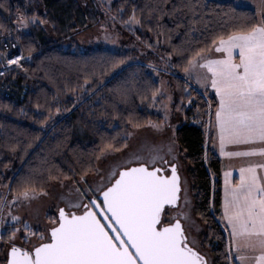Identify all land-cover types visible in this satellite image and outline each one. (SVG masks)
<instances>
[{"label":"trees","instance_id":"obj_1","mask_svg":"<svg viewBox=\"0 0 264 264\" xmlns=\"http://www.w3.org/2000/svg\"><path fill=\"white\" fill-rule=\"evenodd\" d=\"M26 1L31 0H0V50L4 58L13 52L26 58L2 70L0 60V192L4 188L10 197L49 192L55 183L94 175L103 152L130 145L131 129L161 122L152 110L160 85L149 68L159 49L172 58V107L181 121L175 138L188 164L193 212L204 225L201 245L212 264H237L221 221L222 162L205 131L217 98L184 75L188 61L210 52L218 36L259 24L256 11L221 0H113L109 14L119 25L133 17L139 21L132 32L151 49L139 60L135 51L59 43L99 21L95 0H39L37 22L19 33L18 13ZM12 231L0 228V264H6Z\"/></svg>","mask_w":264,"mask_h":264},{"label":"snow or ice","instance_id":"obj_2","mask_svg":"<svg viewBox=\"0 0 264 264\" xmlns=\"http://www.w3.org/2000/svg\"><path fill=\"white\" fill-rule=\"evenodd\" d=\"M18 19L21 25L26 20L37 21L35 15ZM212 44L219 58L207 59L196 53L204 63H188L210 73L211 87L219 97L215 124L221 151L226 143H264V23L230 32L226 38L220 35ZM21 58L25 57H17ZM259 151L264 153V148ZM158 162L167 164L162 156L154 154L148 160L134 155L117 165L109 173V186L85 189L97 192L102 201L90 199L92 207L84 205L80 215L70 210L75 205L67 212L60 208L58 217L44 226V232H29L28 236L36 237L35 242L25 236V246H17L16 232L20 230L14 229L4 254L6 264H207L200 252L189 246L180 219L174 223L162 219L164 206L177 203L180 185L175 164L171 165L172 175L167 176L162 174L163 168L156 166ZM256 167L264 165L250 166L247 177L245 169H241L238 185L229 187L226 181L223 207L237 253L241 245L235 241L257 237L255 243L244 247L259 246L255 264H264V183ZM29 195L27 191L23 193L25 199ZM179 215L187 219L186 214ZM25 228L30 225L25 224ZM3 239L0 236V241ZM246 259L239 255L241 264Z\"/></svg>","mask_w":264,"mask_h":264},{"label":"rangeland","instance_id":"obj_3","mask_svg":"<svg viewBox=\"0 0 264 264\" xmlns=\"http://www.w3.org/2000/svg\"><path fill=\"white\" fill-rule=\"evenodd\" d=\"M87 4V0H82ZM233 1L236 5L246 6L254 9L259 18V24L264 23V0H221ZM113 0H95V8L101 13L99 21L84 30L73 33L70 37L61 39L60 44L67 48L73 46L74 49L88 50L95 47H104L111 50L124 52L135 51L138 59H145L149 56L151 49L144 46L139 38L132 31L138 26L139 21L134 18L130 19L126 26L119 25L112 15L109 14V7ZM43 6L39 0H31L25 2L24 8L18 13L19 16L31 17L41 12ZM38 20V17H37ZM37 22V21H36ZM36 22H28L27 20L21 25L20 20L17 22V32H27ZM51 38L57 40L52 34V27L49 23H43ZM157 56H153L149 68L159 81V91L154 96L152 110L163 117L161 122L148 123L143 128H134L130 130V145L119 152L107 150L103 152L99 161V171L87 178L77 182L55 183L49 192L27 191L30 193L29 198L25 199L23 194L10 197L3 188L0 192V228L4 231L5 227L19 229L16 232L17 246H25V236L29 232L39 233L45 231V225L50 224L57 217L60 207L65 206L68 210H80L84 204L91 198H96L97 192H85V189H103L109 186V173L115 170L117 165L123 164L131 159L134 155L148 160L154 154L163 157L168 163H177L181 177V200L177 208H166L163 220L165 223L173 222L179 218L183 221L185 232L188 236L190 244L198 251L205 254L212 264L213 258L210 251L201 245V234L204 231V225L195 217L193 212V197L191 193L190 180L188 176V164L181 154L175 138V130L180 126V118L172 107L174 101L173 92L169 85L168 68L171 63V56L166 55L161 50H157ZM210 55L204 58L216 59L220 53L214 49L210 50ZM238 61V56H237ZM196 63V62H195ZM194 63V64H195ZM204 60L200 59L199 64H203ZM194 74L198 79L199 90L214 94L219 97L215 90L211 87L210 73L205 68L199 66L193 67ZM187 77V74L184 75ZM217 108V107H216ZM216 111V109H215ZM206 132L212 134V147L218 154L222 162V206L221 221L230 235V225L224 218V199L226 181L228 186H235L240 183L241 169H245L244 175L247 177L249 173L247 169L250 166L264 165V153L259 149L264 148V143L260 141L229 144L226 143L221 151L218 128L215 124V112L211 124L206 125ZM171 149V151H169ZM249 153L248 155H226L225 153ZM157 165L165 167V164L158 162ZM132 166V165H128ZM257 176L260 182L264 183V168L256 167ZM103 178V179H102ZM34 193L35 195H31ZM187 215V219L183 215ZM18 217L13 220L12 217ZM25 224L30 225L26 229ZM29 240L36 241V237L28 236ZM231 238L232 255L238 264H241L239 255L245 256L247 259L244 264H255L254 257L260 254L259 246L255 248L244 247L247 243H255L257 237L240 238L235 241L241 245L239 253L234 246L233 238Z\"/></svg>","mask_w":264,"mask_h":264},{"label":"water","instance_id":"obj_4","mask_svg":"<svg viewBox=\"0 0 264 264\" xmlns=\"http://www.w3.org/2000/svg\"><path fill=\"white\" fill-rule=\"evenodd\" d=\"M172 164H175V166H176V174L179 177V181H178L179 182V185H180L179 199H178V201H177V203L175 205H165L164 206V208L162 209V219H163V215H164V212H165L166 208H177L179 206V203H180V200H181V177H180V173H179V170H178L177 163H172ZM172 164H168L167 165V167L169 169V173L168 174L165 172V169H164L163 166H160V165H156V166L159 167V168H163L164 171H163L162 174L167 175V176H171L172 175V172H171V165ZM132 166H135V165H132ZM91 199H96L97 201H102L103 197L101 195H98V197L91 198ZM84 205H87L89 208L92 207V205L89 206L88 202H86ZM60 208H64L66 212L69 211L65 206H62ZM83 210H84V208L82 207L81 210H71V211L75 212L77 215H80L83 212ZM58 215H59V211H58L57 217H58ZM180 221H181L182 226L184 227L183 221L181 219H180ZM174 222H175V220L172 223H174ZM184 230H185V227H184ZM185 234H186V232H185ZM189 246L190 247H193L191 244H189ZM198 252H200V251H198ZM200 254L206 259L207 264H209V260H208L207 256L205 254H203L202 252H200Z\"/></svg>","mask_w":264,"mask_h":264},{"label":"built area","instance_id":"obj_5","mask_svg":"<svg viewBox=\"0 0 264 264\" xmlns=\"http://www.w3.org/2000/svg\"><path fill=\"white\" fill-rule=\"evenodd\" d=\"M18 56H21V53L13 52L9 56H6L4 58V55H3V53L0 50V60H1V63H2L1 70L17 64L18 61L20 60V59H17ZM9 61H13V63H9Z\"/></svg>","mask_w":264,"mask_h":264},{"label":"crops","instance_id":"obj_6","mask_svg":"<svg viewBox=\"0 0 264 264\" xmlns=\"http://www.w3.org/2000/svg\"><path fill=\"white\" fill-rule=\"evenodd\" d=\"M215 48V46H213V48L212 49H214ZM211 49V50H212ZM210 52H208V53H205V54H201L200 56L201 57H207V56H203V55H210L209 54ZM197 60H199L200 61V57H197L196 59H194L193 61H192V63L194 64ZM185 74H187V77H186V79H188L190 82H192L196 87L197 86H199L198 84V79H197V77H196V75L194 74V69H193V66L192 65H190L189 66V68H188V70L185 72ZM198 88V87H197ZM199 89V88H198ZM238 264V263H237Z\"/></svg>","mask_w":264,"mask_h":264},{"label":"flooded vegetation","instance_id":"obj_7","mask_svg":"<svg viewBox=\"0 0 264 264\" xmlns=\"http://www.w3.org/2000/svg\"><path fill=\"white\" fill-rule=\"evenodd\" d=\"M164 169H165V172L168 174L169 173V169H168V167H167V165H166V167H164ZM98 197V196H97ZM88 202V204H89V206L91 205L90 204V199L87 201Z\"/></svg>","mask_w":264,"mask_h":264}]
</instances>
